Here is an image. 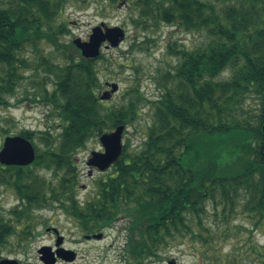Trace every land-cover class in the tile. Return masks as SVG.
Instances as JSON below:
<instances>
[{
    "label": "trees",
    "instance_id": "obj_1",
    "mask_svg": "<svg viewBox=\"0 0 264 264\" xmlns=\"http://www.w3.org/2000/svg\"><path fill=\"white\" fill-rule=\"evenodd\" d=\"M87 1L0 0V105H11L21 90L23 100L49 106L59 127L57 134L39 131L43 148L33 143L31 167L0 169V189H13L19 200L8 217L0 212V247L13 233L9 219H30L53 205L85 231L126 219L129 248L140 255L155 248V257L179 239L207 245L212 236L202 223L212 216L228 224L244 215L249 232H264V0H131L134 28L171 26L204 40L192 50L167 44L175 64L156 69L155 99L145 101L135 89L111 107L96 94L95 63L103 54L84 59L72 42L58 40L68 33L66 22H57L66 5ZM41 42L55 59L38 52ZM29 47L34 61L25 54ZM141 100L151 114L143 141L134 150L125 143L94 194L80 201L73 155L91 139L133 125ZM19 135L34 140L30 131ZM252 251L245 264H264V247Z\"/></svg>",
    "mask_w": 264,
    "mask_h": 264
},
{
    "label": "rangeland",
    "instance_id": "obj_2",
    "mask_svg": "<svg viewBox=\"0 0 264 264\" xmlns=\"http://www.w3.org/2000/svg\"><path fill=\"white\" fill-rule=\"evenodd\" d=\"M134 12L131 0L118 6L110 5L104 0H88L85 4L68 3L57 22H66L68 33L58 40L64 45L79 38L88 40L91 30L104 23L108 27L119 26L125 31V38L114 49L102 50L103 59L95 63L100 87L97 89V97L104 93H110L107 100L101 101L103 106H120L132 97L135 89L143 96L144 100H152L158 96L156 85V69L165 70L167 64L174 65L173 57L166 55V46L171 41H178L189 50L199 46L204 38L197 33L183 32L176 27L161 26L143 31L134 28L130 22V15ZM39 53L42 56H51L55 59L57 52L45 42L39 44ZM26 56L35 60L36 52L29 47ZM228 74L225 73L223 77ZM117 86V91L111 93V85ZM22 91L19 90L10 98L11 105H0V147L4 137L16 136L22 131L33 133V143L43 148L39 140V131L49 130L57 134L59 127L57 122L49 117L51 108L37 99L26 98L23 100ZM22 100L18 102L17 100ZM141 100L138 105V117L133 125L129 126L123 134L122 143H129V149L134 150L143 141L146 129L151 122L150 105ZM34 102H36L34 104ZM99 139H91L83 149L73 155L76 166L78 184L76 196L79 200L89 198L94 194L96 182L105 177L110 169L104 172L94 170L92 176H88L86 160L92 152H101ZM34 169V168H32ZM45 178H53L52 172L43 169H34ZM19 206V200L13 189H0V212L8 217L9 211ZM13 227V233L7 237L6 243L0 247L3 257H13L20 252V258L27 264H37L36 250L42 245L52 243L51 237L44 233L46 227L57 228L62 235L74 239H80V232L72 218L61 210L58 205L50 208L35 210L30 219H9ZM126 219L117 221L105 229L106 239L95 244L75 245L80 251L88 250L83 257L93 258V264H245L254 259L250 256L252 248L264 247V232H249L251 224L244 215L232 216L228 224H224L213 216L204 219L202 226L208 229L211 239L204 245L192 240H176L163 249L155 257V248L152 253L139 255L135 260L126 252L129 249V232ZM204 233L205 231H201ZM137 238V235H136ZM135 238V239H136ZM74 247V246H73ZM83 258V259H84ZM87 260V259H86ZM135 262V263H134Z\"/></svg>",
    "mask_w": 264,
    "mask_h": 264
},
{
    "label": "water",
    "instance_id": "obj_3",
    "mask_svg": "<svg viewBox=\"0 0 264 264\" xmlns=\"http://www.w3.org/2000/svg\"><path fill=\"white\" fill-rule=\"evenodd\" d=\"M124 38L125 32L121 27H107L104 23H100L91 30L87 41L76 38L73 40V44L80 50L83 58L94 59L100 55L102 49L108 50L119 46ZM111 88V93L117 91L116 85H111ZM109 97L110 93H104L100 99L107 100ZM123 132L124 126H119L111 132L103 133L99 137L103 151L92 152L86 162V166L90 169L95 168L98 172H104L109 169L121 155ZM34 160L35 150L31 142L20 136L6 137L4 139L2 148L0 149L1 165L25 167L32 164ZM88 174L91 175V171ZM39 251L44 253V260L50 255L48 252ZM8 263L16 264V261L3 260L0 262V264Z\"/></svg>",
    "mask_w": 264,
    "mask_h": 264
},
{
    "label": "flooded vegetation",
    "instance_id": "obj_4",
    "mask_svg": "<svg viewBox=\"0 0 264 264\" xmlns=\"http://www.w3.org/2000/svg\"><path fill=\"white\" fill-rule=\"evenodd\" d=\"M35 103L36 102H34V104ZM0 168L1 170L7 169V167L4 166H0ZM72 220L76 224V227L81 234L80 236L81 240L74 239V241H72L70 238L67 240V237H65V235H62V233L57 228L46 227L44 229V233L48 234L51 237L52 243L49 245H42L40 249L36 250L37 264H93L94 263L93 258L90 260L89 256H87L86 258L83 257L84 253L89 254L90 247H88V250L86 251L85 250L80 251L75 245H81L85 243L95 244V243L103 242L107 237L104 231L108 227L107 228L102 227L99 230L85 231L83 228L84 226L80 223L78 219H72ZM87 228H90V225ZM39 250L48 252L50 254L49 257H47L44 260V253H41ZM0 251H2L1 248ZM126 252H128L129 256L133 258L135 262L137 261L138 258H140L139 257L141 253L140 250L136 251L129 248L126 250ZM19 253L20 252H16L13 257L10 256L3 257L0 252V262L3 260H12V261H16V264H27L25 263L24 260L20 258ZM146 253L151 254L152 249H149L148 251H146ZM100 264H102V262Z\"/></svg>",
    "mask_w": 264,
    "mask_h": 264
}]
</instances>
